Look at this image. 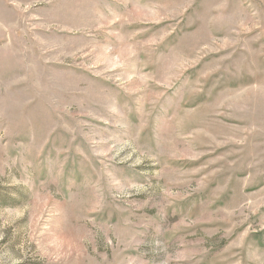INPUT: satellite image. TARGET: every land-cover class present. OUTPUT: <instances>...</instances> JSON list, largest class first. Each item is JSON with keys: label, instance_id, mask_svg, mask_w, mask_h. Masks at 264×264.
<instances>
[{"label": "rangeland", "instance_id": "1", "mask_svg": "<svg viewBox=\"0 0 264 264\" xmlns=\"http://www.w3.org/2000/svg\"><path fill=\"white\" fill-rule=\"evenodd\" d=\"M0 264H264V0H0Z\"/></svg>", "mask_w": 264, "mask_h": 264}]
</instances>
